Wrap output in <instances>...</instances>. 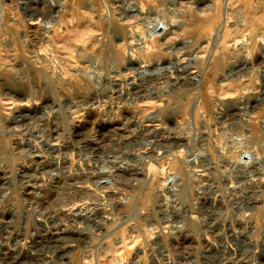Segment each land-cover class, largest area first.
<instances>
[{
	"label": "rangeland",
	"instance_id": "1",
	"mask_svg": "<svg viewBox=\"0 0 264 264\" xmlns=\"http://www.w3.org/2000/svg\"><path fill=\"white\" fill-rule=\"evenodd\" d=\"M258 1L0 0V264H264Z\"/></svg>",
	"mask_w": 264,
	"mask_h": 264
},
{
	"label": "bare ground",
	"instance_id": "2",
	"mask_svg": "<svg viewBox=\"0 0 264 264\" xmlns=\"http://www.w3.org/2000/svg\"><path fill=\"white\" fill-rule=\"evenodd\" d=\"M258 1V0H257ZM259 2V1H258ZM260 3V2H259ZM258 3V4H259ZM253 7V6H252ZM257 7H261V5H257ZM259 8H257V9H259ZM255 9V8H254ZM257 9H255V11H254V13L255 12H257ZM172 19V18H171ZM243 19V18H242ZM172 21H174V20H172ZM172 21H170L171 23H173ZM170 22H168L169 23V25L171 24ZM245 23V21H243L242 20V22H241V24H244ZM172 25V24H171ZM262 45L264 46V44H263V42H262ZM140 52V51H139ZM44 55V54H43ZM134 53H133V51H131V50H127V57L128 58H134ZM136 57V56H135ZM137 58V57H136ZM136 58H134V59H136ZM133 59V60H134ZM137 59H140V57L138 56V58ZM136 59V60H137ZM135 61V60H134ZM137 62V61H136ZM24 97H25V95H24ZM26 98V97H25ZM23 99V98H22ZM31 100V99H30ZM249 114V113H248ZM177 141V140H176ZM160 142V141H159ZM171 142V141H170ZM176 147L179 145V143H177L176 142V144H174ZM150 149V148H149ZM179 152H180V149L178 150ZM168 153V152H167ZM169 154V153H168ZM253 157L255 158H257L258 159V157L257 156H252V159H253ZM193 158V157H192ZM154 159V158H153ZM45 160V159H44ZM68 160H70V158L68 157V159L67 158H65V157H63L62 156V158L61 157H58V158H54L53 159V161L52 162H49L48 160V162H46L45 161V163H41L42 165H41V167L40 168H44V169H46L45 171H51V170H53V169H56V168H58L59 167V164L61 163L62 165L63 164H65ZM259 160V159H258ZM35 162V161H34ZM75 162V161H74ZM192 162V161H191ZM68 163V162H67ZM194 163V162H193ZM39 164V161H38V163H36V165H38ZM31 165V164H30ZM67 165H69V164H67ZM195 165L196 164H194V168H193V170H200V169H197V168H195ZM89 166V165H88ZM35 167V166H34ZM53 167V169H51V170H48L49 168H52ZM90 167V166H89ZM116 167V166H115ZM92 168V167H91ZM119 168H120V166H118V167H116V169L115 170H119ZM23 169V168H22ZM37 169H38V167H37ZM66 169V168H65ZM111 169V168H110ZM21 170V169H20ZM32 170V169H31ZM63 170V169H62ZM71 170V169H70ZM30 171V170H29ZM37 171V170H36ZM41 171V170H40ZM93 171V170H92ZM111 171V170H110ZM20 172V171H19ZM31 172V171H30ZM58 172H59V170H58ZM102 172V171H101ZM108 172V171H107ZM20 173H23L22 174V176L23 175H25V172H23V170L20 172ZM27 173H28V171H27ZM32 173V172H31ZM60 173V172H59ZM69 173H71V172H69ZM96 173V172H95ZM95 173L94 172H89V174H91V176H97L99 179L100 178H102V176L104 175H107V174H105V173H103L102 175L100 174L99 175V173H97L96 175H95ZM112 173H113V171H112ZM111 173V174H112ZM34 174V173H33ZM44 174V173H43ZM111 174H109V172H108V175H110L111 176ZM114 174V173H113ZM264 174V173H263ZM29 175H31V174H29ZM49 175V174H48ZM40 176V175H39ZM44 176V175H43ZM43 176H40V177H38L37 175L34 177V178H32V180L34 181V182H32L33 184L32 185H30V184H27L26 186L28 187V188H30V189H32V188H34V184H36L37 186L38 185H40V183L42 182H44V178H43ZM49 176H51V175H49ZM103 176V177H104ZM113 176V175H112ZM26 177V176H25ZM47 178H48V176H46ZM174 174L173 175H171L170 176V178H172V179H170V180H173L174 179ZM23 178H24V176H23ZM111 178V177H110ZM110 178L107 180V182L104 184V185H102V186H109V183H110ZM264 178V177H263ZM49 179V178H48ZM99 179H97V180H99ZM97 180L95 181V179H94V182L93 183H97ZM175 180V179H174ZM261 180V179H260ZM28 181V180H27ZM112 181V180H111ZM22 182V181H21ZM29 182V181H28ZM74 182V181H73ZM84 182V181H83ZM24 184V183H23ZM21 186H23V185H21ZM111 186V185H110ZM24 187V186H23ZM38 188V187H37ZM27 189V188H26ZM35 189V188H34ZM29 192V191H28ZM81 193H83V192H81ZM87 194V193H86ZM92 196V195H91ZM103 196V195H102ZM74 197H76V196H74ZM64 199V198H63ZM76 199V198H75ZM89 199V201L88 202H90V198L88 197V196H82V197H79V199H77V200H70V201H67V202H65V203H63V206H66L65 208H69V209H72V210H74V211H76V210H78L79 212H83V211H85V212H87V210H86V208H84V204H82L83 202V200H88ZM66 200V199H65ZM82 200V201H81ZM85 201V202H86ZM82 202V203H81ZM87 204V203H86ZM97 204V203H96ZM86 206H88L89 207V205L87 204ZM91 206H92V204H91ZM60 208V207H59ZM92 208V207H91ZM68 209V210H69ZM92 209H94V208H92ZM91 209V210H92ZM99 209V208H98ZM96 211V210H95ZM77 212V211H76ZM93 212H94V210H93ZM92 212V213H93ZM75 213V212H74ZM89 213V212H88ZM82 214V213H81ZM64 239V238H63ZM55 240V239H54Z\"/></svg>",
	"mask_w": 264,
	"mask_h": 264
},
{
	"label": "clouds",
	"instance_id": "3",
	"mask_svg": "<svg viewBox=\"0 0 264 264\" xmlns=\"http://www.w3.org/2000/svg\"><path fill=\"white\" fill-rule=\"evenodd\" d=\"M258 249H254L253 251V256L255 255V251H257ZM240 259H243V257H241ZM249 259H252V257H249ZM233 264H237V262L235 260H233ZM253 264H255V262H253Z\"/></svg>",
	"mask_w": 264,
	"mask_h": 264
}]
</instances>
